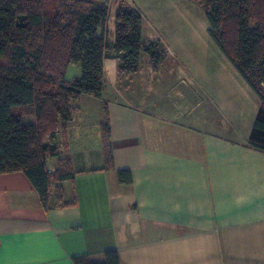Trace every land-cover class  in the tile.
<instances>
[{
	"label": "crops",
	"instance_id": "1",
	"mask_svg": "<svg viewBox=\"0 0 264 264\" xmlns=\"http://www.w3.org/2000/svg\"><path fill=\"white\" fill-rule=\"evenodd\" d=\"M132 5L142 14L144 38V14ZM114 21L110 6L111 42ZM117 63L103 60L101 94H82L53 137L59 154L46 166L51 172L58 159H69L74 175L57 186L74 204L45 209L23 172L0 174V264H76L82 256L102 262L108 249H116L119 264H264V152L248 145L249 132L219 134L153 100L148 81L162 79L148 63L132 73L119 72ZM91 97L104 104L93 105L97 119H89L82 103ZM105 105L109 169L101 131ZM92 124L95 136L87 131ZM75 159L82 168H74ZM119 169L129 170L130 184L118 179Z\"/></svg>",
	"mask_w": 264,
	"mask_h": 264
},
{
	"label": "trees",
	"instance_id": "2",
	"mask_svg": "<svg viewBox=\"0 0 264 264\" xmlns=\"http://www.w3.org/2000/svg\"><path fill=\"white\" fill-rule=\"evenodd\" d=\"M198 1L209 34L258 97L247 143L264 152V0ZM110 6L115 8L112 42L106 31ZM142 24L141 12L126 0H0V174L23 172L45 209L75 203L65 202L57 186L74 175L69 159H58L51 172L46 160L59 154L54 134L71 120L79 97L101 94L103 60L118 58V71L132 73L142 53L153 63L163 59L158 41L143 38ZM71 63L80 65L81 75L68 80ZM25 107L33 123L19 110ZM104 112L103 156L109 169L113 157L106 105ZM117 176L131 183L129 170L119 169ZM75 263L119 264V259L116 249H108L102 262L82 256Z\"/></svg>",
	"mask_w": 264,
	"mask_h": 264
},
{
	"label": "rangeland",
	"instance_id": "3",
	"mask_svg": "<svg viewBox=\"0 0 264 264\" xmlns=\"http://www.w3.org/2000/svg\"><path fill=\"white\" fill-rule=\"evenodd\" d=\"M126 1L138 4L145 19L144 39L158 41V49L162 54L163 59L157 63L150 62L145 53H142L143 59L140 61L141 68H146L148 63L150 69L161 75L160 82L152 79L148 81L153 100L166 108H173L172 114L176 113L179 119H199L198 126L201 128H209L223 135L231 136L234 132L238 136L246 135L254 120L259 100L209 34V23L202 2ZM46 10L51 9L48 7ZM80 75L78 63L68 65L66 79L72 80ZM108 89L109 86L104 92L105 97L112 96ZM83 101L88 104L89 119H97L93 105L97 103L103 106V101L95 97ZM19 110L23 111L24 119L34 118L30 108ZM206 119H210L211 123ZM88 130L93 136L97 133L93 124L88 126ZM50 161L46 163L47 166H50ZM82 165V159H75L74 168L78 170Z\"/></svg>",
	"mask_w": 264,
	"mask_h": 264
}]
</instances>
